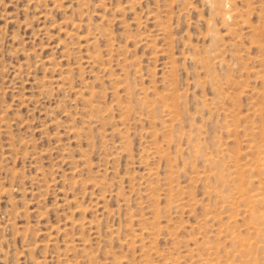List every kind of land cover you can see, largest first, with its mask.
Listing matches in <instances>:
<instances>
[{
  "label": "rangeland",
  "instance_id": "374dc122",
  "mask_svg": "<svg viewBox=\"0 0 264 264\" xmlns=\"http://www.w3.org/2000/svg\"><path fill=\"white\" fill-rule=\"evenodd\" d=\"M214 2L0 0V264H264V0Z\"/></svg>",
  "mask_w": 264,
  "mask_h": 264
},
{
  "label": "bare ground",
  "instance_id": "6f19581e",
  "mask_svg": "<svg viewBox=\"0 0 264 264\" xmlns=\"http://www.w3.org/2000/svg\"><path fill=\"white\" fill-rule=\"evenodd\" d=\"M212 1V0H211ZM215 4H216V6H217V9L220 11V13H221V15H222V18H223V20H226L227 18H228V13L226 12V10H225V8H226V6H227V4L229 3V0H215V2H214ZM211 4V3H210ZM219 48H220V46H219ZM215 50V49H214ZM213 50V51H214ZM212 57V56H211ZM220 58H221V55H220ZM263 147V146H262ZM251 148H253L254 149V147H251ZM256 149V148H255ZM252 150V149H251ZM259 150H260V148H259ZM260 151H262V150H260ZM264 152V151H263ZM260 155V154H259ZM261 159V158H260ZM259 161H261V160H259ZM258 161V162H259ZM257 163V162H256ZM259 166V165H258ZM256 168V167H255ZM258 168V167H257ZM260 200V199H259Z\"/></svg>",
  "mask_w": 264,
  "mask_h": 264
}]
</instances>
